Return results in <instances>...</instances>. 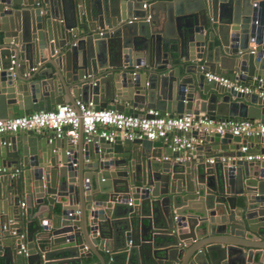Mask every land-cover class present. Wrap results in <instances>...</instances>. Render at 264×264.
Returning a JSON list of instances; mask_svg holds the SVG:
<instances>
[{
	"label": "water",
	"instance_id": "95a60500",
	"mask_svg": "<svg viewBox=\"0 0 264 264\" xmlns=\"http://www.w3.org/2000/svg\"><path fill=\"white\" fill-rule=\"evenodd\" d=\"M207 72L264 78V0H0V118L54 108L68 89L136 115L264 122L262 98ZM191 134L202 141L187 160L170 159L185 150L161 140L81 135L91 159L81 164L33 130L0 136V165L20 152L30 167L25 232L13 207L20 182L0 179V264H83L93 254L88 264H264V160L240 151L254 138ZM205 141L214 143L207 152Z\"/></svg>",
	"mask_w": 264,
	"mask_h": 264
},
{
	"label": "built area",
	"instance_id": "2783aa9c",
	"mask_svg": "<svg viewBox=\"0 0 264 264\" xmlns=\"http://www.w3.org/2000/svg\"><path fill=\"white\" fill-rule=\"evenodd\" d=\"M146 5L143 6L146 7ZM128 21L131 22L132 19ZM11 62L13 63L14 60L12 59ZM138 67L135 65L134 69L136 70ZM205 77L220 85L231 87L240 93H254L264 100L263 77H253L252 84H245L237 79H231L226 75L213 72L205 73ZM108 104L107 107L98 108L90 100L77 99L74 103L64 102L57 104L54 108L0 118V136L19 130H33L38 133L43 130H50L49 141L68 137L70 142L74 143L81 135L86 141H89L92 136H100L108 141H113L116 137L129 140L138 138L161 140L171 146L173 150H185L184 152L195 149L202 141L195 134L188 135L192 131L209 134L218 133L220 135L230 133L242 138L264 137V122L259 119H217L204 113H183L170 116L156 108H145L143 112L141 111L142 115H136L117 110L111 106L113 105L112 102ZM240 151L246 153L244 157L246 160H264V153H249L247 144L241 146ZM71 153V150L65 152L70 157ZM179 158L176 159L179 160ZM228 159L221 157L220 161L224 162ZM208 160L211 163L214 161L213 158ZM75 164L73 163V165ZM20 171L18 166L0 167L1 174H8L13 178L17 177ZM21 205L24 206V202Z\"/></svg>",
	"mask_w": 264,
	"mask_h": 264
},
{
	"label": "crops",
	"instance_id": "0c3cea01",
	"mask_svg": "<svg viewBox=\"0 0 264 264\" xmlns=\"http://www.w3.org/2000/svg\"><path fill=\"white\" fill-rule=\"evenodd\" d=\"M151 12H153L152 10H151ZM174 63H178V62H182V60H175V61H173ZM42 64H44V63H42ZM51 65L49 64V63H46L45 65H44V67L45 68H48V67H50ZM140 68H143V65H139V67H138V69H140ZM58 72H55V74H57ZM59 74V73H58ZM29 76V74L27 75V77ZM59 76H61V75H59ZM39 78V77H38ZM41 78V77H40ZM59 79H61V77H56L55 79H54V81L56 82V83H58L59 82ZM253 82H252V78H247L246 80H245V84H252ZM67 91H66V94L64 95V99H65V102L66 103H74V101L75 100H77V98L68 90V89H66ZM63 93H65L64 91H63ZM110 101H108V103H109ZM51 105L49 104L48 105V108L50 107ZM143 110H145V108L144 109H141V111L143 112ZM33 112V111H32ZM31 113V112H30ZM1 118H9V117H1ZM25 131L26 130H19V131H17V132H14V133H7V134H5L4 136H16V135H22V134H24L25 133ZM35 134H42V135H44V136H46L47 138H49V137H51V131L50 130H43V131H41L40 133H38V132H34ZM210 134H212V133H210ZM188 135H194V134H191V132L188 134ZM214 143L213 142H210V141H205L204 143H203V145L205 146V151L207 152V149L211 146V145H213ZM247 145H248V152L249 153H252V154H255V153H261L260 152V150L261 149H263L264 148V140L262 139V138H254L252 141H248L247 140V143H246ZM57 146H56V148H55V150H54V152L56 153V154H59L60 153V151L61 150H71V157L74 155V156H76V160H77V163H82V162H89L91 159L89 158L88 160H86V158L84 157V150H83V148H82V142H81V138H78V140L76 141V142H74V143H72V142H70V140H69V138L68 137H62V138H59V140H58V142H57V144H56ZM212 152L213 153H215V152H217V150H212ZM229 152H231V153H233V151H229ZM163 154H164V152H162ZM17 157L16 158H12V157H6V160L7 161H9V162H12V164L10 165V166H8V165H5L6 167H19L20 169H21V171H20V173H19V175L17 176V177H14L15 179H18L19 180V182H20V190H21V192L19 193V200L17 201V203H15V202H13V207H15V209H19V211H20V215H21V227H22V230H23V232H25L27 229H26V219L27 218H25L26 217V201H25V198H24V194H23V192H22V185H23V181H24V179L29 175V169H30V167L28 166V165H23L22 163H20V162H22L21 161V153L20 152H17ZM90 154L91 153H89V156H90ZM58 157H60V156H58ZM188 157H189V159H191V158H193L194 156L191 154V152L190 151H186V152H184L183 153V155H182V157L181 158H179V160L180 159H183V160H187L188 159ZM169 158L170 159H172V160H177V159H174L173 157H171V156H169ZM228 158V157H227ZM15 160H19V162L18 163H15L14 161ZM229 160H230V158H229ZM0 167H2L1 165H0ZM7 176H9L10 177V175H8V174H1L0 173V179H2V178H6ZM11 178H13V177H11ZM13 178V179H14ZM13 201V200H12ZM12 201L8 198L7 199V202L8 203H12ZM22 202H24V206H22L21 205V203ZM15 203V204H14ZM43 203H44V205H42V214H43V216H45L44 218V221H45V224L49 227V228H51V224H52V219H50V210H48V208L49 207H52L51 206V204L49 205H46L45 203H46V200L45 201H43ZM11 205V204H10ZM240 205V204H239ZM6 206V205H5ZM10 207V206H9ZM6 208H7V206H6ZM50 209V208H49ZM37 209L36 208H34L33 209V212H35ZM9 211H10V209H9ZM7 212H8V208H7ZM49 216V217H48ZM0 217H3V215H2V212L0 211ZM35 219V218H34ZM33 219V220H34ZM12 221V223L11 224H13V223H15L14 222V220L12 219L11 220ZM30 228H34V225H32V226H30ZM13 232V231H12ZM33 240H34V247L36 248L40 243H39V241H40V237L38 236V233H37V231H35V233H34V238H33ZM38 240V241H37ZM97 240H99V237H97ZM37 241V242H36ZM245 241H248V240H245ZM248 242H256V241H248ZM86 245L85 246H87V247H91L92 249H94V250H97V248H96V245L95 244H93L90 240H88L87 241V243H85ZM105 257H106V259L108 260V258H109V255H110V252L109 251H107V250H102V251H100ZM97 259H96V256L93 254L91 257H86V258H84L83 259V264H88V263H92V262H94V261H96Z\"/></svg>",
	"mask_w": 264,
	"mask_h": 264
}]
</instances>
